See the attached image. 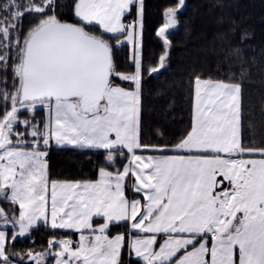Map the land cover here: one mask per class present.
Returning <instances> with one entry per match:
<instances>
[{
	"label": "snow or ice",
	"instance_id": "6c2138e0",
	"mask_svg": "<svg viewBox=\"0 0 264 264\" xmlns=\"http://www.w3.org/2000/svg\"><path fill=\"white\" fill-rule=\"evenodd\" d=\"M184 5L163 11L149 76L167 67ZM144 10V0H0V264H121L126 244L143 264H264V146L242 140L235 74L194 77L191 126L177 143L142 141ZM25 15L35 18L27 30ZM124 44L130 73L115 60ZM53 142L102 153L109 167L95 179H51ZM41 222L78 239L9 254Z\"/></svg>",
	"mask_w": 264,
	"mask_h": 264
},
{
	"label": "trees",
	"instance_id": "16d2710c",
	"mask_svg": "<svg viewBox=\"0 0 264 264\" xmlns=\"http://www.w3.org/2000/svg\"><path fill=\"white\" fill-rule=\"evenodd\" d=\"M149 1L145 3L149 4ZM176 3L177 0H152L151 11H146L148 16L143 29L142 141L155 145L177 143L191 126L194 77L200 75L227 82L235 74V82H241L243 90L242 140L249 147L264 146V0H186L184 9L178 13L179 25L169 34L172 47L167 67L149 76L148 67L155 66L163 52L162 42L155 34L163 21L160 8ZM63 11V19L75 22L70 11ZM133 12L127 19L133 16ZM209 18L216 21L210 27L207 26ZM34 19L26 15L23 30H27ZM128 46L124 44L116 48L114 55L118 70L130 73L134 67L129 63ZM242 69L246 75L241 81L239 73ZM8 75L11 83L10 69ZM123 85L127 86L128 83ZM38 117L42 118L41 115ZM47 151L51 179H95L99 167H107L102 153L63 148L54 143ZM123 229L122 225H114L111 231L115 234ZM54 235L77 237L75 233L39 226L29 236L10 243L9 248L17 249L19 253L24 249L35 250L45 243L46 237ZM126 251L123 248L121 264L125 262ZM131 261L132 264L142 263L136 259Z\"/></svg>",
	"mask_w": 264,
	"mask_h": 264
},
{
	"label": "rangeland",
	"instance_id": "374dc122",
	"mask_svg": "<svg viewBox=\"0 0 264 264\" xmlns=\"http://www.w3.org/2000/svg\"><path fill=\"white\" fill-rule=\"evenodd\" d=\"M146 2V0H144V4H145V10H144V26H145V21L147 20V12H149V11H151V8H150V4H151V2H152V0H150L149 1V4H146L145 3ZM165 8H167V7H165V5H163L161 8H160V12H162V18H163V11H164V9ZM158 9H159V7H158ZM147 11V12H146ZM153 12H154V9L152 10ZM26 16V15H25ZM135 19V10H134V12H133V16H131L130 18H128L127 20L128 21H132V20H134ZM210 20H208L207 21V26L208 27H210L211 26V24L212 23H216V21H215V19H212V18H209ZM162 20V19H161ZM159 22H161V21H159ZM158 22V23H159ZM157 23V24H158ZM162 23H163V21H162ZM161 23V24H162ZM160 24V23H159ZM144 31V30H143ZM188 41V40H187ZM129 48H128V56H129V52H130V46H128ZM142 56H143V39H142ZM188 58H189V56H188ZM130 63V62H129ZM131 64V63H130ZM134 67V66H133ZM124 86V85H123ZM124 87H126V88H130L131 87V85L130 84H128L127 86H124ZM44 111L43 110H38L37 111V113H36V118L39 120L40 118L38 117L39 115H41L42 116V118H43V116H44ZM126 162V161H125ZM107 167H108V165H107ZM115 167H117V168H119V167H122V163H121V161L119 160V158H118V161H117V163H116V165H115ZM0 206H4L5 208H6V210H7V205L6 204H4L3 202H0ZM48 228V227H47ZM54 236H56V235H54ZM57 238H62L63 236H56ZM51 237H46L44 240H45V243H43L41 246H38L35 250H33V251H43V250H45V249H47L48 248V244H47V241L50 239ZM73 240H76V239H78V237H76V238H72ZM127 245V244H126ZM125 245V247L124 248H127V246ZM8 251H9V254H11V253H19V251L17 250V249H12V248H8ZM28 251V249H24L20 254H25L26 252ZM27 258H26V256H25V260H26ZM13 260H18L16 257H13ZM21 263V262H20ZM127 262L125 261L123 264H126ZM47 264H55V261H54V258L53 257H51V256H49L48 258H47ZM131 264H132V261H131Z\"/></svg>",
	"mask_w": 264,
	"mask_h": 264
},
{
	"label": "crops",
	"instance_id": "0c3cea01",
	"mask_svg": "<svg viewBox=\"0 0 264 264\" xmlns=\"http://www.w3.org/2000/svg\"><path fill=\"white\" fill-rule=\"evenodd\" d=\"M54 143V142H53ZM55 144V143H54ZM168 154H171V153H168ZM129 196L131 197V193H129ZM120 225H122V226H124V228L125 229H123V231H120V232H124L127 228H128V224L127 223H122V224H120ZM39 226H45L42 222L39 224ZM38 226V227H39ZM127 249V251H126V259H125V261L127 262H129V260H130V262H131V260L132 259H136V260H139V261H141L142 263H140V264H143V261H142V259L141 258H138V257H136L135 255H134V253H132V254H130L129 253V249H128V247L126 248ZM123 250V249H122ZM122 253V252H121ZM14 264H20L18 261H16V260H14ZM127 264V263H126Z\"/></svg>",
	"mask_w": 264,
	"mask_h": 264
},
{
	"label": "water",
	"instance_id": "95a60500",
	"mask_svg": "<svg viewBox=\"0 0 264 264\" xmlns=\"http://www.w3.org/2000/svg\"><path fill=\"white\" fill-rule=\"evenodd\" d=\"M185 2H186V0H185ZM184 7H185V5H184ZM184 7L182 8V10L184 9ZM182 10H181V11H182ZM69 22H70V21H69Z\"/></svg>",
	"mask_w": 264,
	"mask_h": 264
}]
</instances>
